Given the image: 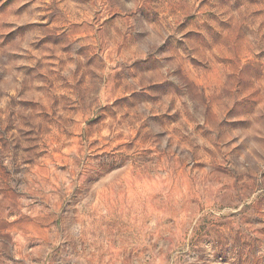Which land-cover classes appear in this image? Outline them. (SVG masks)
Wrapping results in <instances>:
<instances>
[{"label":"rangeland","instance_id":"1","mask_svg":"<svg viewBox=\"0 0 264 264\" xmlns=\"http://www.w3.org/2000/svg\"><path fill=\"white\" fill-rule=\"evenodd\" d=\"M0 264H264V0H0Z\"/></svg>","mask_w":264,"mask_h":264}]
</instances>
